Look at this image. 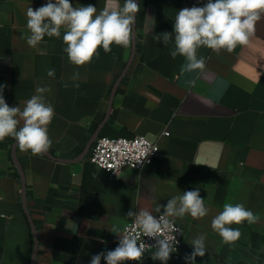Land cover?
<instances>
[{
    "label": "crops",
    "instance_id": "crops-1",
    "mask_svg": "<svg viewBox=\"0 0 264 264\" xmlns=\"http://www.w3.org/2000/svg\"><path fill=\"white\" fill-rule=\"evenodd\" d=\"M48 2L0 0V94L21 111L33 95L54 108L47 152L34 156L12 137L0 141V264H92L97 255L107 264L125 226L143 212H166L168 202L187 191L199 192L207 215H174L186 233L182 264H232L260 246L264 14L248 45L219 54L200 47L197 57L205 58V68L182 73L184 57L170 55L175 17L209 0H138L130 45L113 44L109 53L101 47L82 66L64 51L65 27L60 37L45 35L35 47L28 45L27 9ZM124 2L70 0L74 8L95 6L97 14L106 6L119 10ZM164 33L170 34L167 44ZM41 87L46 91L38 93ZM16 119L19 130L24 121ZM141 136L160 146L159 156L142 171L111 175L91 164L89 153L79 159L93 139ZM225 203L242 204L258 216L253 224L226 225L241 233L230 244L212 228ZM201 236L204 255L193 259V241Z\"/></svg>",
    "mask_w": 264,
    "mask_h": 264
},
{
    "label": "clouds",
    "instance_id": "clouds-1",
    "mask_svg": "<svg viewBox=\"0 0 264 264\" xmlns=\"http://www.w3.org/2000/svg\"><path fill=\"white\" fill-rule=\"evenodd\" d=\"M138 11L139 5L135 0H125L119 10H110L106 6L99 14L93 5L74 8L70 0H55V3L49 0L47 4L35 10L32 7L27 9V28L31 33L27 43L35 47L45 35L60 37L61 28L65 27L67 30L63 34V42L66 45L64 51L71 63L82 66L90 63L101 47L105 53L112 51L113 44L127 48L131 42L134 14ZM262 14L264 0H209L203 7L181 9L175 17V50L170 55L173 58L184 57L182 73L203 70L206 61L204 57H197L198 48L206 47L219 54L221 49L232 53L238 45H248ZM169 39L170 34L164 33L165 44ZM48 75H53V72L49 71ZM3 87L0 86V93ZM36 91L43 93L46 89L41 87ZM18 115L24 121L19 130V120L16 119ZM53 117L54 108L46 105L40 95H33L21 111L19 107H9L0 94V141L12 137L18 142L21 151H30L34 156L41 155L47 152L52 144L48 136V125ZM166 212L179 216L190 213L193 218L207 215V209L198 191H187L182 196L173 198L168 202ZM257 220L258 216L242 204L225 203L223 211L212 220V228L219 233L224 243L230 244L237 241L241 233L238 229L226 225L241 224L244 221L253 224ZM139 223L148 236L162 232L161 224L147 212L141 214ZM168 239L158 241L159 250L154 258L162 261L169 258L172 249ZM203 241V236L193 241L196 249L192 253L193 259L197 255H204ZM143 249V244L137 247L135 238L126 237L105 259L107 264L139 260ZM92 264H100L99 255L93 257Z\"/></svg>",
    "mask_w": 264,
    "mask_h": 264
},
{
    "label": "built area",
    "instance_id": "built-area-1",
    "mask_svg": "<svg viewBox=\"0 0 264 264\" xmlns=\"http://www.w3.org/2000/svg\"><path fill=\"white\" fill-rule=\"evenodd\" d=\"M164 136H170V134L165 132ZM159 153V142L145 136L135 139L102 137L97 139L91 147L89 162L104 172L117 175L126 169L142 171L159 156ZM152 217L161 224L162 228V232L154 236H148L144 233L138 219L124 227L121 241L126 237L135 238L137 247L143 244L144 249L139 260H123L120 261V264H148L155 261L166 263L183 262L186 233L176 217L166 212L155 214ZM165 239H168L172 251L169 258L166 261H162L154 258V256L159 250L158 241Z\"/></svg>",
    "mask_w": 264,
    "mask_h": 264
},
{
    "label": "rangeland",
    "instance_id": "rangeland-1",
    "mask_svg": "<svg viewBox=\"0 0 264 264\" xmlns=\"http://www.w3.org/2000/svg\"><path fill=\"white\" fill-rule=\"evenodd\" d=\"M148 264H182V263H166V262H151ZM232 264H264V242L254 249L244 251Z\"/></svg>",
    "mask_w": 264,
    "mask_h": 264
},
{
    "label": "water",
    "instance_id": "water-1",
    "mask_svg": "<svg viewBox=\"0 0 264 264\" xmlns=\"http://www.w3.org/2000/svg\"><path fill=\"white\" fill-rule=\"evenodd\" d=\"M138 0H136L137 3ZM96 139H93L86 147V149L84 150L83 154L79 157L80 160H83L87 154L89 153L91 147L93 146V144L95 143ZM24 208L25 211H27V206H26V195L24 194ZM33 235H34V240H35V249H34V258L36 257V253H37V244H38V235H37V230L35 229V227H33ZM33 264H35V262L33 261Z\"/></svg>",
    "mask_w": 264,
    "mask_h": 264
}]
</instances>
